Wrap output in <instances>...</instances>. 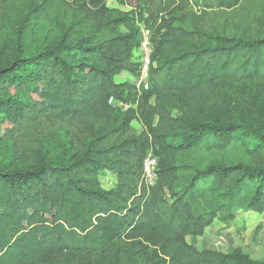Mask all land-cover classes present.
Returning <instances> with one entry per match:
<instances>
[{"label":"trees","instance_id":"1","mask_svg":"<svg viewBox=\"0 0 264 264\" xmlns=\"http://www.w3.org/2000/svg\"><path fill=\"white\" fill-rule=\"evenodd\" d=\"M92 1L97 10L85 15L94 34L73 44L64 38L33 56L18 48L0 64V142L21 140L17 158L30 165L0 166V264H47L64 254L89 261L121 240L145 264H261L241 251H199L186 237L202 235L222 213L264 212V112L253 126L174 117L172 106L213 111L216 91L264 85V38L198 44L178 24L194 3L233 9L243 0H115L133 7L123 13ZM137 21L152 31L154 46L151 90L141 100L132 84L115 81L138 72ZM111 97L132 107H113ZM138 119L143 130L135 135ZM62 131L76 151L66 163L46 160L47 143ZM201 146L210 153L237 147L248 160L213 163L184 181L179 156ZM151 147L158 180L147 188L142 173ZM104 170L117 174L115 189L101 187Z\"/></svg>","mask_w":264,"mask_h":264},{"label":"rangeland","instance_id":"2","mask_svg":"<svg viewBox=\"0 0 264 264\" xmlns=\"http://www.w3.org/2000/svg\"><path fill=\"white\" fill-rule=\"evenodd\" d=\"M5 2L7 4L3 6ZM241 3L233 9L194 3L186 13L179 14L178 24L186 25L193 31L198 44L209 37L264 38V0H243ZM105 5L119 13L133 10L132 6L121 5L115 0H105ZM86 8L97 10L92 0L71 3L66 0H0V64L13 60L18 48L26 56H33L64 38L73 44L79 38L94 34V27L85 15ZM125 31L122 27L121 32ZM134 76L123 73L115 81L133 85ZM14 97L20 100L26 98ZM213 99L216 103L213 111L174 102L173 116H184L190 120L213 117V120L226 119L231 122L247 119L251 125L257 126L258 117L264 112V85L239 84L234 89L216 91ZM131 130L133 134L139 135L143 130L142 122L135 120ZM58 136L57 143H47L45 158L55 163H66L76 149H70V137L66 133L62 131ZM19 141L6 137L5 141L0 142V166L30 167L17 158ZM247 160L237 147L227 152L210 153L201 146L194 152L179 156V164L185 172L184 181L195 170L204 169L210 164L234 165ZM99 180L104 189L117 187V174L113 170L101 171ZM186 241L199 251L213 250L226 254L241 251L254 261L264 264V212L254 213L241 207L230 215L222 213L202 235H188ZM129 245L127 240H121L89 261L64 254L55 256L47 264H145L130 254Z\"/></svg>","mask_w":264,"mask_h":264},{"label":"built area","instance_id":"3","mask_svg":"<svg viewBox=\"0 0 264 264\" xmlns=\"http://www.w3.org/2000/svg\"><path fill=\"white\" fill-rule=\"evenodd\" d=\"M137 27L139 28L140 44L134 50V57L139 64V69L133 78V86L138 100H141L143 95L151 90L154 46L152 42V31L139 21H137ZM108 103L113 107H119L123 111H127L132 107L128 103L117 101L114 97H111ZM158 167L159 159L155 154L154 148L151 147L144 159L142 173L143 184L147 188H152L157 183Z\"/></svg>","mask_w":264,"mask_h":264}]
</instances>
